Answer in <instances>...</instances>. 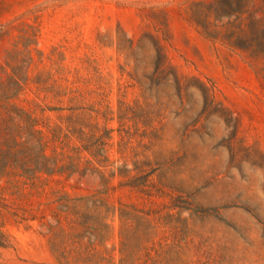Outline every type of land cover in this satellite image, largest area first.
Here are the masks:
<instances>
[{"label": "rangeland", "instance_id": "rangeland-1", "mask_svg": "<svg viewBox=\"0 0 264 264\" xmlns=\"http://www.w3.org/2000/svg\"><path fill=\"white\" fill-rule=\"evenodd\" d=\"M11 104L75 168L0 180V264H264V0H0Z\"/></svg>", "mask_w": 264, "mask_h": 264}, {"label": "trees", "instance_id": "trees-1", "mask_svg": "<svg viewBox=\"0 0 264 264\" xmlns=\"http://www.w3.org/2000/svg\"><path fill=\"white\" fill-rule=\"evenodd\" d=\"M5 109L8 123L7 130L0 136V180L9 176L35 183L43 173L53 175L74 170V163H59L47 153L44 130L37 127L30 113L12 104ZM0 245H7L6 235L1 230Z\"/></svg>", "mask_w": 264, "mask_h": 264}]
</instances>
